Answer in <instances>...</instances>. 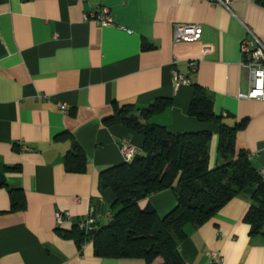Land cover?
Returning a JSON list of instances; mask_svg holds the SVG:
<instances>
[{"label":"crops","instance_id":"1","mask_svg":"<svg viewBox=\"0 0 264 264\" xmlns=\"http://www.w3.org/2000/svg\"><path fill=\"white\" fill-rule=\"evenodd\" d=\"M101 6L109 8L106 26L86 17ZM177 24L200 26V39L174 42ZM246 29L264 44V6L255 0L228 8L208 0H0V264H147L96 256L91 240L79 245L71 235L84 217L96 228L110 220L113 193L99 186V173L122 163L123 140L140 151V134L105 122L115 106L138 114L170 101L149 121L173 132L208 129L213 167L218 127L187 114L192 86H200L227 124L245 119L235 147L264 176V101L238 96L249 89L239 48ZM173 70L190 84L174 91ZM74 142L86 156L80 172L65 167ZM252 192L243 189L202 225H185L186 264H264V235H249L243 219ZM139 204L162 216L176 197L166 189ZM57 211L72 221L57 227Z\"/></svg>","mask_w":264,"mask_h":264},{"label":"trees","instance_id":"2","mask_svg":"<svg viewBox=\"0 0 264 264\" xmlns=\"http://www.w3.org/2000/svg\"><path fill=\"white\" fill-rule=\"evenodd\" d=\"M255 1L264 6V0ZM192 87L187 114L218 127V162L213 167L209 164L213 135L208 129L173 132L149 121L169 105L164 98L140 108L138 114L131 104L115 106L114 113L104 119L140 134L142 144L130 161L99 173V186L113 193L110 220L94 227L92 234L80 230L77 224L71 230L79 245L92 241L96 256L141 258L147 264L156 259H160L158 264H186L179 251L186 238L185 225L207 222L247 187L253 192L243 219L249 225V235H264V176L253 166L246 150L235 147L236 134L246 121L227 124L215 114L207 92L200 86ZM85 163L84 152L74 142L65 156L66 169L80 172ZM166 189L173 190L176 197L175 206L166 214L159 216L150 205L140 206L150 194Z\"/></svg>","mask_w":264,"mask_h":264},{"label":"built area","instance_id":"3","mask_svg":"<svg viewBox=\"0 0 264 264\" xmlns=\"http://www.w3.org/2000/svg\"><path fill=\"white\" fill-rule=\"evenodd\" d=\"M217 5L228 8L233 0H208ZM95 18L100 25L106 26L111 22L109 8L106 6L97 7L94 11L86 16ZM248 35L240 41V51L243 56L242 66L247 68L249 72V89L246 93H241L240 98L256 99L264 101V44L248 29ZM202 29L194 24H177L173 32L174 42H193L200 39ZM188 70L195 71L196 62L191 61L187 63ZM173 74V90L176 91L181 85L190 84V80L183 74L176 70L172 71ZM59 108L62 112H66L67 106L60 104ZM136 149L127 140H123L120 146V153L124 162L130 161ZM249 158L251 156L249 155ZM57 227H62L65 222H71L72 217L68 212L57 211L54 214ZM96 225V220L92 216H87L78 221L77 227L82 231H89ZM213 259L221 261L218 252L210 253Z\"/></svg>","mask_w":264,"mask_h":264},{"label":"water","instance_id":"4","mask_svg":"<svg viewBox=\"0 0 264 264\" xmlns=\"http://www.w3.org/2000/svg\"><path fill=\"white\" fill-rule=\"evenodd\" d=\"M94 231H95V229H94V228L90 229V230H89V234H92V233H94Z\"/></svg>","mask_w":264,"mask_h":264}]
</instances>
